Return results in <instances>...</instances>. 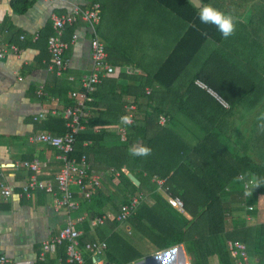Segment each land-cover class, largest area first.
Instances as JSON below:
<instances>
[{
    "label": "crops",
    "instance_id": "1",
    "mask_svg": "<svg viewBox=\"0 0 264 264\" xmlns=\"http://www.w3.org/2000/svg\"><path fill=\"white\" fill-rule=\"evenodd\" d=\"M96 3L100 4L102 11L96 30L107 46V60L113 68H116L117 73L104 78L116 80V84L112 85V88L106 85L101 88L104 101L94 111H104L105 103L109 99L113 105L112 109L124 114L119 122L96 125L91 133L103 129L109 134L107 140H114L117 137L122 140L131 133L129 128L134 125L125 126L124 123L129 106H135L134 117L135 114L147 117L159 106L166 109L164 106L168 103L171 93L160 86L153 75L157 74L160 67L165 64L171 52L179 47L178 43L186 35L189 25L155 0H104L103 3ZM74 4L88 7L93 3L90 0H33L26 11L18 12L13 7V0H0V50H5L0 59V167L6 184L12 190L8 198L0 196V256L12 261L64 264L58 246H54L43 261H40L39 257L43 242L56 236L68 219L73 220L75 228L82 233L81 237L85 242L104 241L101 233L108 236L109 225L116 223L107 221L102 226H93L89 221L92 217L82 207L84 200L80 198L78 189L74 186H71V190L80 201L79 208L74 212L56 209L53 196L43 190H32L30 196L23 194V187L31 176L41 181H55L62 165L58 151L36 141L35 137L42 133L64 135L65 132L62 134L64 129H61L65 127L61 124V120L64 121L61 115L64 106L55 104L54 100H62L63 95L66 93L68 96L67 93L70 91H80V79L91 69L89 47L91 35L90 30L82 23L67 28L63 34V39L67 42L71 40L73 34L78 35L77 41L65 52L67 69L63 75L58 76L51 65L47 49V40L54 33L51 17L53 14L68 12ZM203 8L205 15L211 21L220 24L231 22L230 29L220 41L216 39L217 32H215L216 37H207L190 57L184 75L189 78L200 76L195 80V85L214 98L217 103L224 108H229L231 103L236 111L242 112V116L245 114L246 121H250L251 116H254L258 126L264 125V65H260L264 63L258 62L257 67L250 64L244 74L242 73V77L233 76L235 64L245 63L247 58L244 57V53L247 54L249 37L241 33L250 32L253 41L258 40L259 44H263L264 28L259 27L258 24H264V0H210L206 4L203 3ZM108 9L115 11L111 13L112 18L109 17ZM107 20L111 22L108 23ZM251 24L254 25L251 27ZM148 40H154L156 44L153 42L150 44ZM197 41L196 35H193L188 47L180 46L176 52L178 58L185 57L193 46L199 43ZM10 45L17 46L18 52L9 51ZM153 47L161 48L163 53L158 63L151 60L152 54H156L153 53ZM262 54L261 56L264 57V51ZM126 69L130 72H124ZM256 72L260 76L261 85L255 87L254 82L250 86V77ZM205 78H210L211 84L220 89L222 82L226 86H231L234 79L235 85L231 87L237 89L241 85L237 81H245L241 91L238 89L242 96L236 94L237 90H235L228 96L230 97L228 102L205 84ZM161 79L163 82V78ZM40 87L45 93L41 97L37 95ZM111 90L119 95L109 97ZM52 110H56L57 114H52ZM89 112H92V108ZM39 113L46 114L44 119L35 120ZM176 117L193 125L184 115L178 114ZM144 120L146 122V118ZM149 120L154 119L149 117ZM156 121H153V124H156ZM122 129H126L123 136ZM90 145V141L82 143L84 148ZM136 147L138 146L134 143L132 150ZM87 151L88 155H84L87 156L90 168L102 175L100 190L109 196V199L102 198L105 204L101 209V215H115L121 203L116 204L110 193L111 191L117 193L118 188L112 185L109 172L114 171L116 175L118 172L112 167L108 168V158L113 157L114 150L109 148V151H105V156L100 153L95 154L88 148ZM34 159L40 163L39 170L32 172L22 165L23 162ZM123 169L126 175L132 174L124 165ZM133 169L136 173L140 172L138 168ZM252 187L253 185L247 191L248 201H244L252 210L249 213L245 211L244 219L240 218V220L245 223L244 225L242 223L244 227L255 229L252 247L250 250L247 249L248 259L256 261L257 264H264V238L260 234V228L264 225V199H259ZM81 216H84L85 220L78 222ZM116 232L120 234L117 229ZM178 247L182 248L183 256L186 258L182 256ZM170 251L176 256V264H189L183 245H176L159 252ZM155 253L152 251L148 255L152 256ZM85 257L87 258L88 255L85 254ZM132 263L135 261L128 264Z\"/></svg>",
    "mask_w": 264,
    "mask_h": 264
},
{
    "label": "trees",
    "instance_id": "2",
    "mask_svg": "<svg viewBox=\"0 0 264 264\" xmlns=\"http://www.w3.org/2000/svg\"><path fill=\"white\" fill-rule=\"evenodd\" d=\"M155 1L189 25L186 35L178 43L179 47L171 52L165 64L153 75L159 85L171 93L164 106L166 109L156 107L147 117L135 114L134 125L129 128L131 133L122 140L118 137L107 140L109 134L103 129L91 133L96 125L119 122L124 114L113 110L109 99L105 103L104 111H94L104 101L101 88L104 85L110 88L116 84V80L103 79L97 86L93 101L88 104V109L92 108V112L88 113L86 130L76 138L75 152L72 155H88L87 148L104 156L109 148L114 150L113 157L108 158V168L112 167L118 172V175L114 171L109 172L112 185L118 189L117 193H110L114 202L121 205L127 203L131 196L142 195L144 200L126 223L136 234L154 246L156 251L183 245L189 264H236L227 247V241L238 238L237 241L244 243L246 250H250L255 229L244 227L245 223L240 219L238 222L241 227L233 230L227 227V208L230 206L228 199L234 194L244 195V180L253 181L252 188L256 195L259 199H264V125L258 126L254 116L246 121L245 114L242 116V112L236 111L231 103L229 108L217 103L195 85V80L200 76L189 78L184 75L185 66L196 49L207 37L215 36V32L218 33V37L215 36L217 41L224 38L231 22L220 24L211 21L205 15L204 8L197 9L188 0ZM209 1L201 0L204 4ZM32 2L33 0H13V7L15 11L24 12ZM193 35H196L199 43L185 57L178 58L176 52L180 46L188 47ZM204 81L225 100L236 90L226 86L224 82L220 89L211 84L210 78H205ZM118 95L111 90L109 97ZM176 100L182 104L178 108H170L171 102ZM55 104L66 107L74 105V101L65 93L60 103ZM178 114L186 116L197 127L200 135L197 139L195 137L196 143L186 141L174 130ZM160 115H165L167 120L169 118L165 126L158 125L157 121L153 124ZM149 117L154 120H149ZM61 124L64 126L65 121L61 120ZM61 129H64L62 134L66 132V127ZM84 141H90L91 145L82 147ZM134 143L139 144V148L132 150ZM123 165L137 178L138 186L129 180ZM133 168H138L140 172L136 173ZM160 180L164 181L161 186L157 183ZM105 197L109 199L107 194L98 189L89 201L84 200L82 207L90 217L101 215L105 204L102 198ZM239 197L234 202L235 207L232 205V210L229 208L231 213L235 208L244 210L243 203L248 201V197L244 195L246 199L243 201ZM169 198L180 200L182 209L171 206L167 200ZM148 199L153 204L148 203ZM247 208L245 211L249 213ZM117 226V222L109 225L108 236L101 233V238L107 242V261L110 264H128L142 258V251L116 232ZM260 232L264 238V225ZM81 241L85 242L84 238L81 237ZM58 252L64 263V246H59ZM85 264H92L89 257Z\"/></svg>",
    "mask_w": 264,
    "mask_h": 264
},
{
    "label": "built area",
    "instance_id": "3",
    "mask_svg": "<svg viewBox=\"0 0 264 264\" xmlns=\"http://www.w3.org/2000/svg\"><path fill=\"white\" fill-rule=\"evenodd\" d=\"M101 20V6L99 3H93L88 7L77 4L72 5L68 12L62 14H53L51 17L53 35L47 40V49L50 54L51 65L57 71L58 76H62L67 69V60L65 52L69 46L78 39L77 34H73L69 42L63 39V34L67 28L75 26L79 23L84 24L90 30V56L91 69L80 79V91H70L68 96L74 101V105L66 106L61 110V115L65 121L66 132L62 136H55L50 133H42L35 137L36 141L47 144L58 151V158L61 161V168L55 177L54 182L41 181L35 176H31L29 181L23 187V194L31 195L32 190H43L51 194L54 198V206L56 209H64L67 212H74L79 208L80 201L71 190V186L78 189V195L82 200L89 201L93 194L102 187V175L94 172L87 161L86 155L75 157L76 138L79 133L86 130L87 116L89 113L88 104L93 101V95L97 86L106 77H110L117 73L116 68L107 60V46L98 36L97 26ZM23 39V37H21ZM13 53L18 52L15 45L8 47ZM5 50H0V59L3 57ZM129 73L130 70L124 71ZM119 73V72H118ZM39 97L44 96V89L40 87L37 91ZM60 103L59 99L54 100ZM135 106H129L126 117L124 118L125 126L133 124ZM57 114L56 110L51 111ZM45 113H39L35 120L44 119ZM158 123L165 126L167 118L160 115ZM126 129H122V136ZM32 172L39 170L40 163L37 160L25 161L22 163ZM158 185L164 184V181H157ZM253 181L244 180V192L250 190ZM12 194L10 186L4 180L3 170L0 167V196L8 198ZM142 195L132 196L127 203L120 206L115 215L104 214L92 217L91 224L93 226H102L107 221H115L118 223L126 222L129 217L135 214L137 207L142 202ZM174 208L181 210L182 202L178 199H167ZM252 210L251 207L247 208ZM85 220L84 216L78 218V222ZM82 233L75 228L73 220L68 219L66 225L59 233L43 242L39 260L43 261L47 253L51 252L54 246H64L66 259L64 264H85L88 255L92 264H110L106 259L107 243L105 241H81ZM227 247L236 264H257L256 261L248 259L247 250L244 243L236 240L227 241ZM0 264H36L33 261H12L5 256H0Z\"/></svg>",
    "mask_w": 264,
    "mask_h": 264
},
{
    "label": "rangeland",
    "instance_id": "4",
    "mask_svg": "<svg viewBox=\"0 0 264 264\" xmlns=\"http://www.w3.org/2000/svg\"><path fill=\"white\" fill-rule=\"evenodd\" d=\"M107 12L110 15L109 17H111V13H114L115 11L108 9ZM107 22L110 23L111 21L107 20ZM253 25L254 24H251L250 26L252 27ZM258 26L261 28H264V24H262V23L258 24ZM145 34H147L146 31H145ZM241 34H244L247 37H249V44H248L249 46L247 47V54L244 53V57H247L245 59L246 60L245 63L235 64L236 69L233 72L234 77H242V73L244 74V71H246V68L250 64L257 67L258 62L264 63V57L261 56V55H263L262 51H264V39H262L263 44L261 45V44H259L258 40H254V41L252 40L253 37H252L250 32L245 31V32H242ZM152 42H153V44H156L154 42V40H152V41L148 40V43L152 44ZM153 48H154L153 53H156V54L155 55L152 54V58L151 57H149V58H151V60L153 59L155 63H158V59H160V56H163V53L161 52V48H158V49H156V47H153ZM148 49L151 50L152 48H148ZM260 65L263 66L264 64L261 63ZM228 66H229V64H228ZM259 72H262V71H259ZM233 80L231 82V86L235 85V81H233ZM259 80L261 81L260 76L258 75V72H256L253 76L250 77V86H251V83L253 84L254 82L256 83L255 87L259 86V84L261 85V83H259ZM237 82L241 83V85H239V87L236 89L237 90L236 94H239L240 96H242V93H239L238 89H240V91H241V88H242L241 86L243 84V87H244L245 81L238 80ZM228 95H229V93H227V96ZM228 99L230 100V97H227L226 100H228ZM181 104H182L181 101L176 100L174 103L171 102L170 108H176V107L178 108ZM158 119H159V116L157 118V123H158ZM176 123H178V124H176V128L174 130L176 132H178L180 134V136L182 138H184L186 141L191 142L193 144L196 143L195 137L197 139V136L200 135V132L196 129L197 127L194 124L190 125L188 122H185V120H178ZM158 125H160V124L158 123ZM137 146L139 148V144H137ZM246 195L248 197V192H246L245 196ZM246 198H244L243 195L241 196L242 201ZM239 199H240V197L238 195L235 196V194L233 196H231V198L228 199L229 200L228 202L230 203L231 207L229 206L227 208V213L229 212L228 213L229 215L227 216V224L226 225L228 228H230V229L232 228V230L236 227H241V224H240V222H238V220L240 218L244 219L243 217H245V208L248 207V205L246 203H243V208H244L243 211H240L239 209L235 208V209H233L234 211H232V213H231L229 208H231V210H232V205L235 207L234 202L236 200H239ZM143 200H144V198L142 199V201ZM148 203L153 204L151 202H148ZM127 228H129V229L127 230ZM117 230L120 232L122 237H125L130 243H132L134 246H136L145 255L144 257L140 258L139 260L135 261V263H132V264H176V262H175L176 256H174V254L171 253V251L168 253H160L159 251H156V248L154 246H152L146 239H144L140 235L136 234L135 231H132L126 222L118 223ZM233 236H234V234H233ZM235 237L236 236H234V238ZM237 240H239V239L237 238ZM178 248H180V247H178ZM152 251H154L156 253L152 256H149L148 254L151 253ZM157 252H159V253H157ZM180 253L183 256L182 248H180ZM183 257L186 258L185 256H183Z\"/></svg>",
    "mask_w": 264,
    "mask_h": 264
},
{
    "label": "water",
    "instance_id": "5",
    "mask_svg": "<svg viewBox=\"0 0 264 264\" xmlns=\"http://www.w3.org/2000/svg\"><path fill=\"white\" fill-rule=\"evenodd\" d=\"M195 8L197 9H201L203 8V3L201 2V0H188ZM127 177L129 178V180L136 186L139 185V181L137 180V178H135V176H133L132 174L128 173Z\"/></svg>",
    "mask_w": 264,
    "mask_h": 264
}]
</instances>
